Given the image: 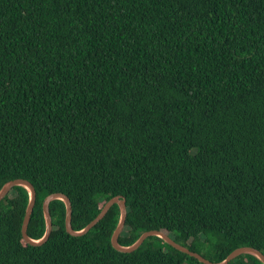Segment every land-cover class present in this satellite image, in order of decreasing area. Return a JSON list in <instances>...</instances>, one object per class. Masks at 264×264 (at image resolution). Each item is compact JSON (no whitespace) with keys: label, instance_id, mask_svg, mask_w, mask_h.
Masks as SVG:
<instances>
[{"label":"trees","instance_id":"obj_1","mask_svg":"<svg viewBox=\"0 0 264 264\" xmlns=\"http://www.w3.org/2000/svg\"><path fill=\"white\" fill-rule=\"evenodd\" d=\"M72 202L81 231L114 196L123 246L160 230L214 262L264 253V0H0V190ZM30 191L0 202V264H205L158 235L112 245ZM228 264H264L245 253Z\"/></svg>","mask_w":264,"mask_h":264},{"label":"water","instance_id":"obj_2","mask_svg":"<svg viewBox=\"0 0 264 264\" xmlns=\"http://www.w3.org/2000/svg\"><path fill=\"white\" fill-rule=\"evenodd\" d=\"M16 185H22L25 186L26 188L29 189L30 191V202L27 206V210L25 213V217L23 220V225H22V235L24 237V239L31 243V244H43L46 241H48V239L50 238V235L52 233L53 230V219H52V215H51V210H50V203L52 200L54 199H62L66 202V206H67V212H66V230L67 232H69L72 235H82V234H86L88 231H90L97 223H99L104 217L105 215L108 213V211L110 210V208L114 205V204H118L121 208V219L120 222L117 226V228L115 229L113 235H112V245L119 251L122 252H132L136 249H138L143 243L144 241L150 237L151 235H158L160 237H162L167 243L171 244L172 246H174L175 248H177L178 250L189 254L190 256H194L196 257L199 261L205 263V264H228L230 261H232L233 259L237 258L239 255L241 254H245V253H249V254H253L256 257H258L263 263H264V253L252 246H240L236 249H234L227 257L224 261L222 262H214L208 258H206L205 256H203L202 254H200L199 252L193 251L190 248L178 243L175 239H173L170 235L166 234L163 231L160 230H148L145 231L139 238L138 240L130 245V246H123L119 243V236L121 235L122 231L124 230L125 227V223H126V219H127V214H128V208H127V204H126V198L122 197V196H114L112 197L109 201H107V203L104 205L103 209L101 210V212L92 220L90 221L83 230L81 231H76L74 230L73 226H72V216H73V208H72V202L71 199L64 193L62 192H56V193H52L50 195H48L44 202H43V211H44V216L46 219V232L45 235L43 236L42 239L40 240H34L32 238L29 237L28 235V227H29V223L31 221V217L35 208V204H36V189L34 187V185L27 179L24 178H17V179H13L8 181L6 184L3 185V187L0 190V202L6 197V195L11 191V189L16 186Z\"/></svg>","mask_w":264,"mask_h":264}]
</instances>
